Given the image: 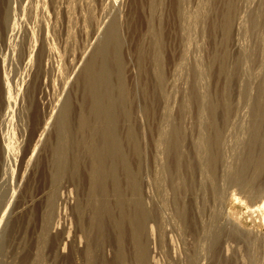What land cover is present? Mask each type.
I'll return each mask as SVG.
<instances>
[{"label":"rangeland","instance_id":"rangeland-1","mask_svg":"<svg viewBox=\"0 0 264 264\" xmlns=\"http://www.w3.org/2000/svg\"><path fill=\"white\" fill-rule=\"evenodd\" d=\"M2 75L0 264H264V0H0Z\"/></svg>","mask_w":264,"mask_h":264},{"label":"bare ground","instance_id":"bare-ground-1","mask_svg":"<svg viewBox=\"0 0 264 264\" xmlns=\"http://www.w3.org/2000/svg\"><path fill=\"white\" fill-rule=\"evenodd\" d=\"M5 74V73H4ZM27 84V83H26ZM29 84H27L26 86L28 87ZM1 93H2V96H1V100H0V110L2 112V116L0 118V131H2V142H1V146H2V149L4 152V160L1 159L3 161V167L0 169V187H2L3 185H5V181L8 180L7 177H9V169H8V166H9V162H10V158H9V150H8V144H7V140H6V133H5V130L8 129V127H10V123L12 122V116H9L7 115V111H8V108L10 107V105L12 103H17V105L19 104V102H23V100L20 99V96L19 98L16 96L15 98L13 97L12 95V92L10 90V84H9V81L7 80V77L6 75H2L1 77ZM20 103V104H21ZM46 112H44L43 114V118L41 120H39L37 123H36V126H35V130L33 135L30 137V139L28 138V142H27V146L25 148V153L23 154L24 156H26L27 161H26V166L30 165L31 163H33L32 161L34 160L35 156L36 155H39V152L38 154L37 153V150L40 146V144H42V141L44 140V138L46 137L48 131L51 129V125L53 124L52 122H54V119L56 117V111L52 108H48L45 110ZM19 116V115H18ZM16 116V117H18ZM16 121V120H15ZM13 123V122H12ZM33 123V122H32ZM10 125V126H9ZM31 127V126H30ZM28 132V131H27ZM23 134V133H22ZM48 136V135H47ZM44 143V142H43ZM1 149V148H0ZM1 152V153H2ZM3 154V153H2ZM0 154V155H2ZM2 156H0L1 158ZM25 159V158H24ZM0 160V161H1ZM1 166V165H0ZM29 167V166H28ZM27 169V168H26ZM31 170V169H30ZM26 171V170H25ZM28 171V170H27ZM25 174V173H24ZM26 178V177H25ZM24 179V178H23ZM5 188V187H4ZM3 189H0V190H4ZM6 189V188H5ZM8 189V188H7ZM9 190V189H8ZM12 190V189H11ZM10 190V191H11ZM6 191V190H5ZM4 191V192H5ZM41 191V190H40ZM7 192V191H6ZM5 192V194H6ZM8 194V193H7ZM43 195V194H42ZM10 196V195H9ZM34 196V195H33ZM12 199V198H11ZM10 199V200H11ZM33 199V198H32ZM29 200V199H28ZM3 201V199H2ZM37 202V201H36ZM14 204V203H13ZM23 204V203H22ZM63 204V203H62ZM66 204V203H65ZM64 205V204H63ZM28 206V205H27ZM10 207V206H9ZM28 208V207H27ZM45 208V207H44ZM48 208V207H47ZM4 209V208H3ZM20 209V208H19ZM46 209V208H45ZM43 209V210H45ZM18 210V209H17ZM40 211V210H39ZM66 211V209H65ZM41 212V211H40ZM64 213V212H63ZM41 214V213H39ZM44 214V212L42 213ZM46 214V213H45ZM43 218V217H42ZM44 220V219H43ZM223 224V223H222ZM43 225V224H42ZM55 225V224H53ZM62 226V225H61ZM58 227V226H57ZM53 229V228H52ZM61 229V228H60ZM224 230V229H223ZM231 230V229H230ZM57 231V230H56ZM56 233V232H55ZM220 234V233H219ZM232 234V233H231ZM216 236V235H215ZM219 236V235H218ZM217 237V236H216ZM210 240V239H209ZM217 240V239H215ZM230 242V241H229ZM65 243V242H64ZM66 244V243H65ZM212 249V248H211ZM143 251V250H142ZM142 251L140 252V256H139V259L141 257H143V253ZM142 253V254H141ZM229 253V252H228ZM235 253V252H234ZM215 259V258H214ZM225 259V258H224ZM216 263V262H215Z\"/></svg>","mask_w":264,"mask_h":264}]
</instances>
